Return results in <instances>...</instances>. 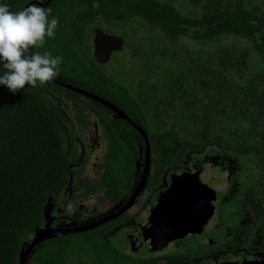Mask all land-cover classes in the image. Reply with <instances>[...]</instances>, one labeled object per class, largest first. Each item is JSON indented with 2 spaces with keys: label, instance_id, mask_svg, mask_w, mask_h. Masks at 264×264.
<instances>
[{
  "label": "flooded vegetation",
  "instance_id": "af4514ba",
  "mask_svg": "<svg viewBox=\"0 0 264 264\" xmlns=\"http://www.w3.org/2000/svg\"><path fill=\"white\" fill-rule=\"evenodd\" d=\"M0 2L10 11L35 3L51 9L49 19L59 20L55 38L46 37L44 47L34 49L62 57L59 76L44 86L28 87L43 90L57 102L70 162L69 180L58 196L48 197L40 229L48 223L47 204L52 230L93 227L56 237L75 244L63 247V264L264 260V90L257 94L255 111L243 110L235 118L229 106L213 110L215 60L206 47L200 48V55L192 49L189 57L191 49L185 45L175 56L193 57L196 63L204 54L211 70L207 74L203 62L191 68L188 61L176 63L179 58L173 65L170 60L157 66L168 57L158 47L161 44L145 38L149 24L140 17L119 21L115 16H97L77 29L74 20L83 10L91 11L90 6H71L68 0ZM101 34L123 40L122 49L113 50L105 63L99 61L101 53L111 47ZM125 52L123 61L131 64L125 65V76L120 78L111 64L115 55ZM241 55L244 70L236 75L245 78L255 69L264 74L258 71L262 56L246 62L249 55ZM72 58L88 70H77ZM136 58L141 62L136 64ZM218 63L231 66L226 55ZM173 74L178 75L175 85ZM253 113L255 117H248ZM173 207L174 214H167ZM42 244L35 247L30 264H36Z\"/></svg>",
  "mask_w": 264,
  "mask_h": 264
},
{
  "label": "trees",
  "instance_id": "16d2710c",
  "mask_svg": "<svg viewBox=\"0 0 264 264\" xmlns=\"http://www.w3.org/2000/svg\"><path fill=\"white\" fill-rule=\"evenodd\" d=\"M68 1L71 6L80 3L93 8L83 10L74 20L77 29L84 20L97 16H115L119 21L140 17L167 39L165 44L187 40L198 46V55L209 41L231 40V45H225L232 51L228 53L231 66L223 67L221 60L215 61L212 78L217 103L213 110L220 112L229 106L236 112L230 111L235 118L243 110H256L257 94L264 90V74L255 69L245 78L236 75L244 70V56L233 46L243 42L250 48L246 62L253 59V48L263 59L258 71L264 72V0H196L198 7H186L194 0H186L184 5L177 0ZM192 10L198 13L192 15ZM202 56L196 63L203 62V72L207 74L211 70ZM180 60L188 61L182 57L176 63ZM70 62L79 71L88 70L76 58ZM196 63L194 60L188 67L195 68ZM171 77V84L175 85L178 75ZM42 91L26 86L13 94L0 85V264H20L23 246L44 225L43 208L48 197L58 196L69 180L70 162L61 129L63 117L57 102ZM66 242V237H60L41 243V254L35 263L63 264V247L75 246Z\"/></svg>",
  "mask_w": 264,
  "mask_h": 264
},
{
  "label": "clouds",
  "instance_id": "9594fccd",
  "mask_svg": "<svg viewBox=\"0 0 264 264\" xmlns=\"http://www.w3.org/2000/svg\"><path fill=\"white\" fill-rule=\"evenodd\" d=\"M50 13V8L35 3L19 11L0 4V85L13 94L26 86H44L59 76L62 57L34 51L44 47L46 37L55 38L59 20L49 19Z\"/></svg>",
  "mask_w": 264,
  "mask_h": 264
},
{
  "label": "rangeland",
  "instance_id": "374dc122",
  "mask_svg": "<svg viewBox=\"0 0 264 264\" xmlns=\"http://www.w3.org/2000/svg\"><path fill=\"white\" fill-rule=\"evenodd\" d=\"M178 2L179 1H181L182 3H183V5L184 4H186L185 3V1L186 0H177ZM187 6L186 7H191V6H193V7H195V6H199V3L196 1V0H194V2L193 3H190V4H186ZM190 12V14H192V15H196L197 13H198V11H196V10H192V11H189ZM144 23H147L146 21H143ZM135 27H137V26H134V28ZM139 27V26H138ZM145 27V26H144ZM146 27H148L149 28V30L147 31V32H149V34L145 37V38H149V40L152 42V43H157V44H161V45H159L158 47L159 48H161L162 49V52L164 53V54H166L165 56H167L168 58H167V60H164L163 62H161V63H159V62H157V66H159V65H161V66H163V65H165L166 63H167V65H168V62L170 61V60H172V64L171 65H173V60H176V59H180V57H177V56H180L181 55V53L183 52V48L185 47V45H187L188 46V48L189 49H191V51H188L187 49V51H188V53L186 54V52H184V54H186V55H189V57L191 56V53H192V49L194 50V52L193 53H195V52H197L198 51V46H195L192 42H189V41H187V40H180L178 43H174V42H169L168 44H165V42H167V39L165 38V37H162L161 36V34H160V32L158 31V30H156V29H153L151 26H149V25H146ZM140 34H141V37H143V35H142V26H140ZM232 44V41L231 40H229V41H227V39L226 40H224L223 41V43H222V41H209L208 43H207V46H206V48H208V54H209V56L212 58V59H214L216 62L222 57V56H225V54H226V60L227 61H229L230 60V56L231 55H229L228 53H231L232 51L230 50V48L228 47V46H225V45H231ZM180 48V50L179 51H176V48ZM178 48H177V50H178ZM205 48V49H206ZM239 49V51H241V53L242 54H244V53H247V51H248V49L250 50V48H248V46L246 45H244V43L243 42H240L238 45H235V46H233V49ZM227 51V53H226V51ZM251 51V50H250ZM252 52L254 53V57H255V60H256V58L258 57L257 56V54L254 52V50H252ZM124 55H121V54H119V55H115L114 57H113V59H112V69L115 71V73L117 74V76L118 77H120V78H123L124 76H125V73H126V64L128 63V64H131L129 61H127V62H124L123 61V59H125V55H127L128 56V54H126V52L125 53H123ZM175 54L177 55V56H175ZM207 54V53H206ZM237 54V53H236ZM123 56V57H122ZM165 56H163V57H165ZM240 57V56H239ZM254 57H253V60H254ZM140 58H142V53L140 52ZM259 58V57H258ZM257 58V59H258ZM139 59L138 58H136L135 59V62H136V64L140 61H138ZM141 62V61H140ZM188 62H190V63H193V57H191L190 59H188ZM154 68L157 70L158 68L157 67H155L154 66ZM30 264V263H29Z\"/></svg>",
  "mask_w": 264,
  "mask_h": 264
},
{
  "label": "water",
  "instance_id": "95a60500",
  "mask_svg": "<svg viewBox=\"0 0 264 264\" xmlns=\"http://www.w3.org/2000/svg\"><path fill=\"white\" fill-rule=\"evenodd\" d=\"M97 36H98V32H97ZM101 36H103L102 39L105 40L104 44H110V47H111V48L107 49L105 52L102 51V53H101V58L99 59V61L101 63H105V62H107L109 60L110 54L112 53L113 50L122 49L123 40L121 38H119V37H116V36H106V35H103V34H101ZM96 41H97V39L95 40V42ZM99 54H100V48H97L96 55H97L98 58H99ZM70 88L72 90H76L77 92L86 94V95L90 96L91 98H94L97 101L101 102L102 104H104V105H106V106H108V107H110L112 109H115V107H113L111 104H108L103 99L95 97L92 94H89V93H87V92H85L83 90H79V89L72 88V87H70ZM176 209H177L176 207H173L172 209L168 210L166 213L172 215V214H174L173 212ZM211 210H212V207L210 208L208 216H210L212 214ZM49 215H50V208H49V204H47V206L45 208V211H44V216H45V219H46V221L48 223L46 224V226L44 228L38 230L35 233L34 237L31 238L30 241L23 246L22 251L20 253V258H19L20 264H29L30 261H31V257L35 254L34 253L35 252L34 251L35 247L38 246L39 244L47 241V240L54 239V238L58 237L59 235H63L64 236V235H67V234L72 233V232H79V231H83V230H87V229L93 228V227H88V228H81V229H78V230H75V229L74 230H67V229H65V230L64 229L52 230L49 227ZM243 264H264V260L263 261H256V262H245Z\"/></svg>",
  "mask_w": 264,
  "mask_h": 264
}]
</instances>
